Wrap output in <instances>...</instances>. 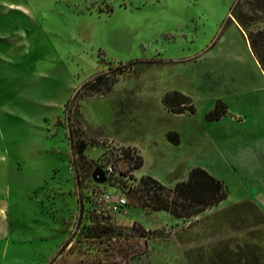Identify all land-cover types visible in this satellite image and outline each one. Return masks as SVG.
<instances>
[{
    "label": "rangeland",
    "instance_id": "1",
    "mask_svg": "<svg viewBox=\"0 0 264 264\" xmlns=\"http://www.w3.org/2000/svg\"><path fill=\"white\" fill-rule=\"evenodd\" d=\"M232 1L0 0V264H264V86ZM257 2L253 29L264 27ZM96 73L102 84L85 91L80 84ZM168 81L188 87L196 108L178 121L198 122L220 99L227 114L219 122L233 123H219V148L247 138L260 157L259 149L234 156L223 148L221 160L234 166L227 193L196 212L155 209L154 196L134 185L121 214L93 227L91 192L112 183L103 164L115 147L137 150L120 131L138 125L145 144L158 113L154 99L124 111L125 88L135 84L134 94L149 99ZM156 149L143 169L189 163L199 143L191 152ZM115 165L123 178L124 165Z\"/></svg>",
    "mask_w": 264,
    "mask_h": 264
},
{
    "label": "crops",
    "instance_id": "2",
    "mask_svg": "<svg viewBox=\"0 0 264 264\" xmlns=\"http://www.w3.org/2000/svg\"><path fill=\"white\" fill-rule=\"evenodd\" d=\"M254 61L259 68L255 58ZM259 71L264 86V75L260 68ZM153 75L160 76L157 73H153ZM113 82L114 80L110 85H108L109 90L111 89ZM134 86L135 84L130 88H125V94H129L131 96V99L129 100V103L125 100L121 102L124 111L128 112L131 110H138L140 106H143V104H147V102H150V100L153 99L155 101L156 107L158 108V113L152 115L153 125L151 128H149V142H145V144L141 142L139 136L141 130H139L140 128H138V125H128L129 128L123 130L121 128L122 131H120V138L121 140H123L122 142L124 144H134L137 146V151L140 159V165L135 170L137 175H148L157 179L161 183H168L170 185L177 184L178 182H184V187L187 188V191L190 194L194 195L196 200H201L208 198V194L210 193V191L212 192V188L210 186L214 187V179L218 180L224 185L227 193V185L225 183L224 175L228 174V176L230 177V174H232L233 172L234 166L229 160H221L222 157L219 153L223 152V148L227 149L225 150L229 153V155L234 156L237 152H239L242 156H246L248 153H255L259 149V152H257L256 155L260 157V152L262 149H260V147L257 148L258 145L255 140L251 141L249 139L247 140V138L243 141V143H241L240 146L235 145V142L226 145L225 147L219 148V135L225 136L224 130H219V123H222L224 126H229L233 123L219 122L227 114L226 103V109L224 113H222L217 118L207 119L204 116V113L213 106L214 101H212V103H210L206 109L203 108L200 111L198 115V122H181L177 120L179 116L190 117L191 115H194L196 113L195 107L194 111L192 112H188L187 110L175 111L173 109L176 106L177 102L181 100L182 95L187 96L189 98V101L192 103V100L189 97L190 93L187 89L188 87L181 85V83L176 81H168V83H165L164 87H158L155 96H152V98L148 99V96L145 95H135L133 91ZM163 96H165L166 98V103L163 102ZM127 97H125V99ZM214 100H216V98ZM228 117L230 119H233L232 115H229ZM158 142H161V144H163L164 146L174 147H178L183 144L185 146V149H189L190 152V146L193 143H199V151L194 156L191 153L187 154V158H194L193 160L189 161V163L177 161V163H174L175 166L172 165L168 166L167 168H163V171L161 172L151 171L150 169H143L145 166V153L149 150L150 153L157 155L158 150H154V147ZM262 143L264 145V141ZM85 148L86 146L83 148L84 151ZM167 150L170 151L173 149L167 148ZM161 173L165 175L168 174L170 176L164 181L157 176L161 175ZM189 173H191L190 178H188ZM207 175L211 176L214 179L211 180ZM5 206L6 203L0 199V214L4 213ZM4 225L5 224H3L0 219V233L4 228H6Z\"/></svg>",
    "mask_w": 264,
    "mask_h": 264
},
{
    "label": "trees",
    "instance_id": "3",
    "mask_svg": "<svg viewBox=\"0 0 264 264\" xmlns=\"http://www.w3.org/2000/svg\"><path fill=\"white\" fill-rule=\"evenodd\" d=\"M257 1L258 0H233L230 6V13L242 30L243 35L246 38L245 40L247 42V45L264 75V27L253 29L248 26L249 21L256 17L257 8L255 7V4L258 5ZM260 17H264V12H260ZM102 82L103 79L101 78L100 73H96L88 79L84 80L80 84V86L82 85V87L85 88V91L87 89H89L88 91H90L97 88V86L102 84ZM162 99L163 102L166 103L165 96H163ZM173 109L175 111L187 110L188 112H192L194 111V106L189 101V98L187 96L182 95L181 100L177 102L176 106ZM225 109V103L220 99H216L213 106L204 113V116L207 119H214L224 113ZM84 146L85 144L82 140H79L74 146L75 152H77L79 157L81 156V158L83 157L82 150ZM139 165V155L136 154L132 166L133 168H138ZM190 174L191 173H189L188 178H190ZM207 176L211 180L214 179L209 175ZM136 181L137 185H141V188L143 187L146 191H148L150 196H154L153 207L155 209L168 210L174 216H181V211L179 208L186 210V212H183L184 214L182 215H188L202 209L205 206L214 204L225 196L226 191L224 185L218 180L214 179L215 185L214 187L210 186L212 188V192L210 191V193L208 194V198L196 200L195 196L190 194L187 191V188L184 187V182H178L177 184H173L171 188L164 189V186H162L157 180L148 175L139 176ZM132 187H130L129 189H131ZM127 191L128 189L125 190V192ZM78 201L79 203L82 201L80 196L78 197ZM94 207L95 205L92 207L93 227H103L100 222L102 221L101 219H105V216L94 211ZM58 251L59 249L56 251V253H58Z\"/></svg>",
    "mask_w": 264,
    "mask_h": 264
},
{
    "label": "built area",
    "instance_id": "4",
    "mask_svg": "<svg viewBox=\"0 0 264 264\" xmlns=\"http://www.w3.org/2000/svg\"><path fill=\"white\" fill-rule=\"evenodd\" d=\"M137 150L133 146L115 147L112 150V156L103 164V169L107 175L108 181H112L111 188L102 190L96 193L95 190L91 192L95 196L97 204L94 211L101 215H107L108 213L121 214L122 206L126 205L125 190L137 185V181L134 179L132 173L136 168H133V163ZM117 160V161H115ZM117 162H122L124 168L120 171L125 172V176H115V167ZM109 183V182H108ZM78 190V188H76ZM102 203V204H101Z\"/></svg>",
    "mask_w": 264,
    "mask_h": 264
}]
</instances>
